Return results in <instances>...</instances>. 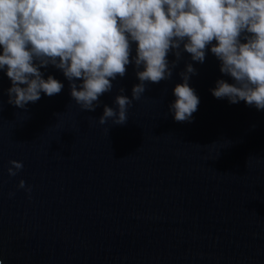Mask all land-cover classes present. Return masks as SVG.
I'll return each instance as SVG.
<instances>
[{
    "label": "water",
    "instance_id": "1",
    "mask_svg": "<svg viewBox=\"0 0 264 264\" xmlns=\"http://www.w3.org/2000/svg\"><path fill=\"white\" fill-rule=\"evenodd\" d=\"M188 63L199 104L177 122L169 105ZM41 71L64 87L23 109L7 103L0 71L3 264H264V110L213 97L217 79L231 82L214 54L199 63L183 52L122 125L98 120L121 88L131 98V63L92 111L61 70ZM11 160L23 163L15 176Z\"/></svg>",
    "mask_w": 264,
    "mask_h": 264
},
{
    "label": "clouds",
    "instance_id": "2",
    "mask_svg": "<svg viewBox=\"0 0 264 264\" xmlns=\"http://www.w3.org/2000/svg\"><path fill=\"white\" fill-rule=\"evenodd\" d=\"M208 51L231 81L217 79L213 97L264 110V0H0V71L11 82L7 103L21 109L61 92L63 82L41 71L49 65L62 71L75 103L92 111L131 63L139 81L131 98L121 88L98 120L122 125L146 84L169 79L183 52L203 63ZM195 74L186 64L173 88L169 111L177 122H191L197 110ZM9 164V176L23 167ZM17 187L31 191L24 180Z\"/></svg>",
    "mask_w": 264,
    "mask_h": 264
}]
</instances>
